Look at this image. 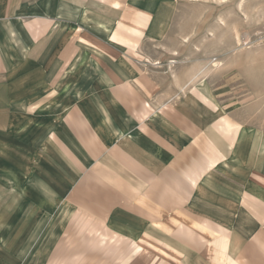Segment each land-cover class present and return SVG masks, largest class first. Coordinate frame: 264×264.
<instances>
[{
	"label": "crops",
	"instance_id": "0c3cea01",
	"mask_svg": "<svg viewBox=\"0 0 264 264\" xmlns=\"http://www.w3.org/2000/svg\"><path fill=\"white\" fill-rule=\"evenodd\" d=\"M154 10L153 0H0V117L10 102L57 100L52 57L71 39L99 80L61 100L78 104L66 119L77 118L68 126L90 160L81 199L66 197L99 210L127 201L126 264H264V114L221 113L198 86L154 114L160 74L143 52Z\"/></svg>",
	"mask_w": 264,
	"mask_h": 264
},
{
	"label": "rangeland",
	"instance_id": "374dc122",
	"mask_svg": "<svg viewBox=\"0 0 264 264\" xmlns=\"http://www.w3.org/2000/svg\"><path fill=\"white\" fill-rule=\"evenodd\" d=\"M154 2L143 51L160 74L153 113L172 110L198 86L221 113L264 114V0ZM61 45L52 57L57 79L48 86L57 100L46 95L35 111L10 102L13 109L0 117V264H126L135 252L134 231L118 222L128 218L127 201L99 210L95 200L85 197L82 206L67 198L75 190L81 199L76 180L90 160L68 126L77 118L66 119L78 104L61 100L99 76L71 39Z\"/></svg>",
	"mask_w": 264,
	"mask_h": 264
}]
</instances>
